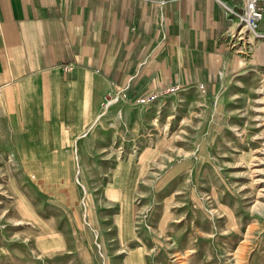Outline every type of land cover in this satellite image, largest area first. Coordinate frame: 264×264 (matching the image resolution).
<instances>
[{
	"label": "rangeland",
	"instance_id": "obj_1",
	"mask_svg": "<svg viewBox=\"0 0 264 264\" xmlns=\"http://www.w3.org/2000/svg\"><path fill=\"white\" fill-rule=\"evenodd\" d=\"M100 86L75 134L0 113V264H264V70L148 103Z\"/></svg>",
	"mask_w": 264,
	"mask_h": 264
},
{
	"label": "crops",
	"instance_id": "obj_2",
	"mask_svg": "<svg viewBox=\"0 0 264 264\" xmlns=\"http://www.w3.org/2000/svg\"><path fill=\"white\" fill-rule=\"evenodd\" d=\"M239 12V0H0L1 124L12 135L39 117L58 128L44 132L75 134L100 85L135 99L264 70V38L249 40V61L231 47L244 46Z\"/></svg>",
	"mask_w": 264,
	"mask_h": 264
},
{
	"label": "built area",
	"instance_id": "obj_3",
	"mask_svg": "<svg viewBox=\"0 0 264 264\" xmlns=\"http://www.w3.org/2000/svg\"><path fill=\"white\" fill-rule=\"evenodd\" d=\"M259 1L260 0H242L241 2L242 12L237 17L238 29L236 31L235 37L237 38V40L241 41L244 44L248 43L250 40V38H248V35H252L255 39L261 37L259 32H257L258 23L263 18L262 7L258 5ZM181 88V86L169 87L166 88V90H160L148 96L138 97L135 99V101L137 103H148L158 96H163L162 94L164 93L171 94L180 90ZM198 88L202 92H204L205 90L202 84H200Z\"/></svg>",
	"mask_w": 264,
	"mask_h": 264
},
{
	"label": "bare ground",
	"instance_id": "obj_4",
	"mask_svg": "<svg viewBox=\"0 0 264 264\" xmlns=\"http://www.w3.org/2000/svg\"><path fill=\"white\" fill-rule=\"evenodd\" d=\"M241 2H242V0H241ZM242 29H243V28H242ZM96 117H98V115H97V114L95 115V118H96Z\"/></svg>",
	"mask_w": 264,
	"mask_h": 264
}]
</instances>
